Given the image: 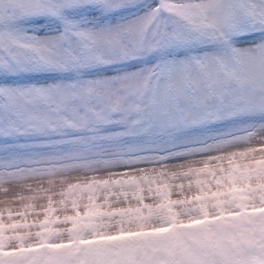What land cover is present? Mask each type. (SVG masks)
I'll return each mask as SVG.
<instances>
[{"label":"snow or ice","instance_id":"snow-or-ice-1","mask_svg":"<svg viewBox=\"0 0 264 264\" xmlns=\"http://www.w3.org/2000/svg\"><path fill=\"white\" fill-rule=\"evenodd\" d=\"M0 264H264V0H0Z\"/></svg>","mask_w":264,"mask_h":264}]
</instances>
